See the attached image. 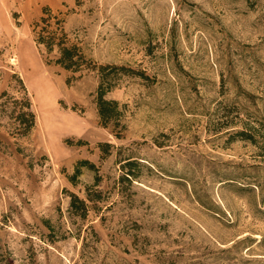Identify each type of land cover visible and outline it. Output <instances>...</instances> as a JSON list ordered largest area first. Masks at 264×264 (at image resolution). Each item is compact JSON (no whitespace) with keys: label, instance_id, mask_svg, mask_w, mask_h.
<instances>
[{"label":"rangeland","instance_id":"1","mask_svg":"<svg viewBox=\"0 0 264 264\" xmlns=\"http://www.w3.org/2000/svg\"><path fill=\"white\" fill-rule=\"evenodd\" d=\"M47 10L81 72L38 45ZM95 65L127 69L116 125ZM0 79L36 115L0 112V264H264V0H0Z\"/></svg>","mask_w":264,"mask_h":264},{"label":"trees","instance_id":"2","mask_svg":"<svg viewBox=\"0 0 264 264\" xmlns=\"http://www.w3.org/2000/svg\"><path fill=\"white\" fill-rule=\"evenodd\" d=\"M36 41L38 45L44 46L48 53H56L57 58L55 63L64 68L65 70L72 72H81L84 70V64L88 63L85 55L79 50L77 45L69 44L67 33L64 31L61 21L51 10L45 11L44 16L35 25ZM89 70L97 72L100 78V85L97 92V108L99 116L105 127L110 126L111 123L118 124V115L121 113L119 107L120 103L116 100L107 99V94L113 87L112 74L116 69L127 70L125 67H115L111 65H95L88 67ZM1 82V79H0ZM0 112H6L8 106L12 102L13 111L12 118L17 123V135L20 137L27 136L33 130L36 125V115L32 110V104L28 97L23 100L15 99L9 96L7 92L0 94ZM110 144L103 145V147H109ZM88 164V161H82L77 167V174L80 172V166ZM95 168L94 165H92ZM76 174V175H77ZM101 179V176H97V184ZM89 200L94 201L93 197ZM72 208L78 210L82 217H85L88 213V204L86 200L80 199L78 196L73 195L71 203Z\"/></svg>","mask_w":264,"mask_h":264}]
</instances>
